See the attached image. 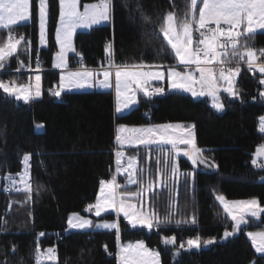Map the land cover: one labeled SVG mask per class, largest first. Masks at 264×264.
Returning a JSON list of instances; mask_svg holds the SVG:
<instances>
[{
  "label": "trees",
  "instance_id": "16d2710c",
  "mask_svg": "<svg viewBox=\"0 0 264 264\" xmlns=\"http://www.w3.org/2000/svg\"><path fill=\"white\" fill-rule=\"evenodd\" d=\"M187 2L112 0L108 24L77 33L78 54L71 56L72 65L78 66L81 60L88 69L106 66L109 43L117 65H176L158 29L167 12L173 11L179 17ZM38 10V0H32V21L14 29L32 41L35 54ZM58 19L59 0H49L51 45L40 51L47 69L52 67L57 51L54 33ZM249 43L264 48V33L256 34ZM27 57L20 47L16 57L0 69V80L18 85L26 82L28 74L13 71L26 63ZM261 79L264 75L260 73L241 72L234 86L237 95L220 92L222 112L216 111L208 98L195 99L173 91L165 97L141 96L138 106L122 116L115 112L112 91L70 92L57 98L51 93L58 81L56 72H44L43 96L39 100L22 103L0 89V175L21 172L24 155L31 154L34 189L28 201L23 191L6 192L8 183L0 180V264H35L37 246L45 251L53 245L58 247V261L45 259L42 264H119L109 252L118 250L123 242L138 240L157 248L162 264H264V255L256 253L247 235L264 230V214L260 219L250 218L237 236L209 249L182 251L178 247L196 236L219 241L226 230L233 228L232 220L216 199L218 195L228 200L257 198L264 205V165L257 169L252 162L257 149L264 145V134L259 130L260 118L264 117ZM166 123L195 125L197 147L203 149L210 168H196L186 157L177 158L171 147L126 150L136 160L138 182L122 187L120 193L139 192L153 181L154 191L146 193L144 200L163 223L154 222L149 231L132 228L120 218L118 230L69 231L70 215L88 216L84 209L96 202L100 181L116 176L117 126ZM37 124L44 126L42 132L36 131ZM173 160L181 173L176 180L169 179ZM119 181L124 182L120 176ZM193 216L195 223H191ZM110 217L115 215H106ZM172 236L176 237L175 245L163 243L165 237Z\"/></svg>",
  "mask_w": 264,
  "mask_h": 264
},
{
  "label": "snow or ice",
  "instance_id": "6c2138e0",
  "mask_svg": "<svg viewBox=\"0 0 264 264\" xmlns=\"http://www.w3.org/2000/svg\"><path fill=\"white\" fill-rule=\"evenodd\" d=\"M199 3V7H198ZM112 13V0H98L97 3L84 6L80 10L79 0H59V26L55 29V40L60 46L56 53L57 68L67 67V52L75 51L72 37L77 28H90L93 25L108 21ZM48 17L47 0H39V39L41 44L46 43V24ZM31 18L30 0H0V29H7L6 42L0 44V69L4 68L5 62L17 53L19 47L23 46L25 52L30 50L31 41L26 40L23 35L18 37L12 35L15 26L26 23ZM148 20V17H144ZM259 30H264V0H188L186 8L181 16L173 11L167 12L160 25L161 33L180 65L185 67L195 66V71H180L174 67L162 69L163 65L120 64L114 63L112 44L106 46L108 52V67L93 71L87 68L77 72H67L60 77V87L52 92L60 96L61 91L67 87L89 86V81L95 77L103 76L99 84L103 87H112L114 76L117 95L116 111L121 112L137 102L136 93L142 91L147 97L164 92L163 87L151 88V81H170L172 89L191 92L193 96H211L213 107L222 111L224 104L220 101L218 92L219 83L223 81L227 86L224 91L231 95H237L234 91V82L240 73L239 63L244 61L248 68H258L264 74V63L257 64L259 59L256 49L249 41L254 38ZM194 32L198 33L194 39ZM259 56H264V50H260ZM233 61L235 65L233 66ZM23 63V62H20ZM38 63V61H37ZM216 65L217 67H213ZM264 84V79L260 80ZM0 89L17 100L28 102L33 97V90L30 83L17 85L15 81L5 82L0 80ZM41 77H35L34 95L41 94ZM264 96V92L260 93ZM195 125L164 124L151 127H132L121 125L118 128L116 141L121 146L139 145H171L176 154L180 153L179 146H188L184 151L193 165L205 163L203 149L197 147L195 142ZM260 131L264 132V117L260 118ZM256 155H264V145L257 149ZM117 172H125L129 177V183L135 184L136 160L129 158L127 167L122 166L124 153L118 151ZM171 156V153H169ZM31 154H25L23 162L25 165L23 173L16 177L7 176L8 185L6 192L23 191L28 201L32 198L33 184L29 171ZM253 164L257 161L253 160ZM178 165L172 162L169 179L176 180L180 176ZM163 175V173H161ZM185 175H192L185 173ZM161 184L164 181H160ZM121 187L117 183L116 176L110 180L100 181V196L96 203L88 205L87 210L95 209V214L100 216L108 209H114L123 213L132 227H144L151 230L156 225L163 223L154 211L144 213L141 209L146 193L154 191L153 181H149L146 188L139 192L118 193ZM119 197V199H118ZM127 198H138L140 207L137 204L126 202ZM216 199L223 206L224 211L234 222L233 231H225L224 238L234 235L241 230V225L247 224L246 217L259 218L264 214V205L257 198L240 201H229L223 195ZM9 209L11 204H9ZM181 221H177L179 224ZM193 216L191 223H195ZM72 228H90L93 226L91 220H85L78 213H73L68 220ZM96 227L106 229H119L118 223L105 222ZM41 236L44 233H40ZM253 246L258 253L264 254V231L248 232ZM214 239L202 240L200 236L189 238L185 243H180V249H199L202 245L214 243ZM163 243L175 245L176 237H165ZM107 247V246H105ZM15 251V246H13ZM178 254V253H177ZM120 264H160V253L146 246L144 241L122 245L119 252ZM43 259L58 261L56 249L48 248L42 251L39 246L35 249V264H42ZM21 264L23 262L21 261ZM255 264V261L252 262Z\"/></svg>",
  "mask_w": 264,
  "mask_h": 264
},
{
  "label": "rangeland",
  "instance_id": "374dc122",
  "mask_svg": "<svg viewBox=\"0 0 264 264\" xmlns=\"http://www.w3.org/2000/svg\"><path fill=\"white\" fill-rule=\"evenodd\" d=\"M79 3H80V10L81 11H83L84 10V6H86V5H89V4H94V3H84L83 2V0H79ZM47 5H48V17H47V24H46V43L45 44H41L40 43V39H39V37H38V48H37V52H36V54H35V52H33V50H34V48H33V44H32V41L31 40H29V39H26V40H29V41H31V46H30V50L29 51H27L26 53H27V55H28V57H27V60H26V63H24V64H21L20 65V67H23V65L25 66V65H27V63H31L33 66H36L37 67V71L38 72H36V73H33V74H40V73H44V72H46L47 70V68H45V63H46V60L42 57V55H41V50L42 49H47V48H49L50 47V45H51V42H50V40H51V36H50V24H49V22H50V20H49V0H47ZM200 5H199V3H198V7H199ZM38 8H39V0H38ZM30 13H31V18H30V20L29 21H27L26 23H23V24H20V25H17V26H15L14 27V29L15 28H17V27H19V26H22V25H24V24H27V23H29V22H31L32 21V0H30ZM112 14V13H111ZM38 17H39V10H38ZM111 21V18L108 20V21H105V22H102V23H100V24H97V25H93L92 27H90V28H83V27H81V28H77L76 30H75V33L73 34V37H72V43H73V47H74V49H75V51H68L67 52V56H66V59H67V65H68V63H69V60H71V56H73V55H77L78 53H77V50H76V47H75V37H76V35H77V33H79V32H88V31H90L92 28H94V27H97V26H102V25H106V24H108L109 22ZM59 26V19H58V24H57V27ZM56 27V28H57ZM13 29V30H14ZM260 31H264V30H259L258 32H260ZM12 33H13V31H12ZM18 33V32H17ZM39 33H40V29H39ZM19 34V33H18ZM6 35H8V30L7 29H0V44H3L4 42H6V39H7V36ZM198 35V33H195L194 32V39L196 38V36ZM25 38H27V37H25ZM54 41H55V43H56V46H57V51H56V53L60 50V46H59V44L56 42V40H55V33H54ZM22 47V46H21ZM255 49H256V51H257V55L259 54V52H260V50H264V48H258V47H254ZM19 50H20V47L18 48V50H17V54H18V52H19ZM56 53L54 54V61H55V64H56ZM16 54V55H17ZM10 60V58H8V60L7 61H9ZM41 60H43V62H42V64L41 65H38L39 64V61H41ZM37 61H38V63H37ZM78 62H80V64H81V60H78ZM244 62V61H243ZM244 63H246V62H244ZM80 64H78V66H76L77 68H79V66H80ZM18 67H19V65H18ZM18 67H17V69H18ZM74 67V69H76V67L75 66H73ZM171 67H174V68H176L177 70H180V71H195V66L193 65V66H190V67H185L184 65H180L179 63H178V61H177V64L176 65H174V66H171ZM213 67H215V65H213ZM84 68H86V67H84ZM163 68H166V69H161V70H163V71H165L166 72V70H167V68H169L168 66H164ZM182 68V69H181ZM240 73L241 72H243V71H246V72H248L249 74H256V73H260L259 71H256V72H249L248 70H245L244 69V67H241L240 68ZM14 73L16 72V71H13ZM239 73V74H240ZM260 74H262V73H260ZM263 75V74H262ZM238 77V76H237ZM237 77H236V79H235V82H234V85H233V87L235 86V84H236V80H237ZM166 79H167V76H166V78L163 80V82H165L166 81ZM99 80H101L99 77H96V78H93V79H91L90 81H89V86H85V87H65L64 88V90H62L61 91V94H60V96H57V98H60L61 97V95L63 94V93H70V92H93L92 90H90V89H92L91 88V84H94L95 85V83L94 82H96L97 83V85L99 86L100 84H99ZM26 81V80H25ZM156 82H158V81H156V80H154V81H151V85H155L154 83H156ZM24 83H26V82H23V84ZM18 85V84H17ZM22 85V84H21ZM112 87H108V90L109 91H112L113 93H114V99H115V112H116V105H117V95H116V89H115V80H114V77L112 78ZM59 87H60V84H57L56 85V87H55V89L56 90H58L59 89ZM156 87H163L164 88V92L166 93V96L169 94V91L167 90V87L166 86H152L151 88L152 89H154V88H156ZM225 87V86H224ZM224 87L223 88H220V90H219V92H218V95H219V98H220V92H223L224 90ZM107 87H105V88H102V89H106ZM171 90L172 91H180V92H182V93H184L185 95H188V96H191V97H193V98H195V99H204V98H208V99H210V104H211V106L213 107V100H212V97L211 96H193L192 95V93L191 92H188V91H183V90H177V89H172L171 88ZM224 92H226V91H224ZM228 93V92H227ZM141 96H145L144 94H143V92L142 91H137V93H136V99H137V102L136 103H134V104H131L130 105V107L129 108H127V109H124L123 111H121V112H118V115L120 116V115H124V114H128V113H130L133 109H135L137 106H138V99H139V97H141ZM147 97V96H146ZM151 97H153V98H155V97H163L162 95H160V94H155V95H153V96H151ZM165 97V96H164ZM19 102H22V103H26L24 100H18ZM220 101L222 102V100L220 99ZM223 103V102H222ZM216 111H218V112H222V111H220V110H217L215 107H213ZM121 113H124V114H121ZM117 114V113H116ZM166 124H182V123H166ZM121 125H123V124H121ZM121 125H119V127L121 126ZM161 125H164V124H161ZM183 125V124H182ZM124 126H127V127H129V128H132V127H136V126H128V125H124ZM35 128H36V131L37 132H42L43 130H44V126L42 125V124H37L36 126H35ZM136 128H139V127H136ZM259 130H260V125H259ZM194 132H195V142H196V131H195V128H194ZM261 132V131H260ZM262 134H264L263 132H261ZM197 145V144H196ZM261 147V146H260ZM259 147V148H260ZM179 148H180V153L179 154H176V157L177 158H179V157H186L187 159H189L187 156H185L184 155V151L185 150H187L188 149V146H185V145H180L179 146ZM127 148L126 149H123V148H120L118 151H122L123 153H124V156H127V158L126 159H123L122 158V166L123 167H127V161H128V159L129 158H132V157H129L128 156V153H127ZM115 155H116V152H115ZM116 158H117V156H116ZM255 159H256V161H257V163L255 164V167L257 168V169H261L262 167H263V165H264V155H262V156H257L256 155V153H255ZM124 160H126V162L124 161ZM189 161H191L190 159H189ZM263 162V163H262ZM116 163V162H115ZM192 163V162H191ZM196 168H203V169H205V168H210V166L209 165H207L206 164V161H205V163H197L196 165H194ZM213 168H216V167H213ZM136 170H137V164H136ZM120 173H122V174H125V176L128 178V181H129V177H128V175H127V173H125V172H123V171H121ZM129 183V182H128ZM130 184V183H129ZM130 185H134V184H130ZM120 189L121 188H119L117 191H118V193H120ZM121 194H123V193H121ZM100 196V191H99V195H98V197ZM226 198V197H225ZM118 199H119V197H118ZM125 199H126V202H128V203H132V204H137V206H138V208L140 207V204H139V200H138V198H135V197H133V198H127V197H125ZM228 200V199H227ZM244 200H248V199H244ZM229 201H240V200H229ZM96 203V202H95ZM94 203V204H95ZM220 203V202H219ZM93 204V205H94ZM221 205V204H220ZM222 206V205H221ZM88 208V207H87ZM222 208H223V206H222ZM86 208L84 209V212L86 213V214H89V213H87L86 211ZM144 213H148L150 210H149V206H148V204L146 203V201L144 200L143 201V207H142V209H141ZM224 210V209H223ZM79 214V213H78ZM109 214H113V215H115V217L113 218H106V215H109ZM228 215V214H227ZM72 216V214L70 215V217ZM79 216L80 217H82L83 219H85V220H91L92 221V224H93V226L92 227H90V228H72V227H70V225L68 224V229L70 230V231H81V232H95V231H113V230H117V229H106V228H102V227H96V225H100V224H103V223H105V222H108V223H113V222H115V223H118V225H119V219L120 218H124V219H126V222L127 223H129L128 222V219L127 218H125L124 217V215H123V213H118L117 211H115L114 209H108L107 211H104V212H102L101 213V215L100 216H97L96 214H95V209H93V213L92 214H89L88 216H84V215H82V214H79ZM229 216V215H228ZM230 217V216H229ZM250 218H252V217H246V219H247V221L249 222V220H250ZM261 218V214H260V216H259V218H254V219H260ZM230 219H231V217H230ZM232 223L234 224V222L232 221ZM248 224V223H247ZM247 224H243V225H241V230H242V228L245 226V225H247ZM131 226V225H130ZM132 227V226H131ZM132 228H144V227H139V226H137V227H132ZM145 229H147V228H145ZM147 230H149V229H147ZM241 230L239 231V232H236L234 235H232V236H229V237H227V238H224V234H223V236H222V238L219 240V241H216L215 240V242L214 243H212V244H209V245H202V247L201 248H199V249H196V248H192L191 250H186V249H181L182 251L183 250H185V251H198V250H201V249H209L210 247H212V246H214L216 243H224V242H226V241H228L229 239H231L232 237H234V236H237L240 232H241ZM150 231V230H149ZM228 231H233V228L231 229V230H228ZM264 231V230H263ZM249 237V236H248ZM250 239V238H249ZM138 241H143V240H138ZM250 241L252 242V240L250 239ZM137 241H128V242H123V243H121L120 245H119V247H118V250H116V251H111V252H114V258L116 257L117 259H118V262H119V264H120V259H119V252H120V247L122 246V245H126V244H129V243H136ZM145 242V241H144ZM185 243V242H184ZM145 244H146V246L148 247V248H150L148 245H147V243L145 242ZM253 244V243H252ZM170 245V244H169ZM171 246H173V245H171ZM254 247V246H253ZM150 249H153V250H156V251H158L159 253H160V251L157 249V248H150ZM254 250L256 251V249H255V247H254ZM110 253V252H109ZM256 253L258 254V255H264V254H261V253H258L257 251H256ZM43 261H45V259H43ZM160 264H162V258H161V253H160Z\"/></svg>",
  "mask_w": 264,
  "mask_h": 264
},
{
  "label": "crops",
  "instance_id": "0c3cea01",
  "mask_svg": "<svg viewBox=\"0 0 264 264\" xmlns=\"http://www.w3.org/2000/svg\"><path fill=\"white\" fill-rule=\"evenodd\" d=\"M258 33H264V31H260V32H257V34ZM7 36V35H6ZM17 54V53H16ZM16 54L15 55H13V56H11L10 58H12V57H16ZM8 64V61H6L5 62V65H7ZM73 63L71 62V60H69V63H68V65H67V67L66 68H57L56 66H55V61H54V57H53V60H52V67L50 68V69H46L47 71H51V72H56V73H58V81H57V83H55V85H54V87H56V85L57 84H60V77H61V75H64L65 73H67V72H77V71H81V70H83V69H85L84 67H80L79 66V68H76V69H74V65H72ZM78 64H80V62H78ZM20 67V66H19ZM102 67V66H101ZM101 67H98V68H95V69H89V70H93V71H96V70H99V69H101ZM104 68H107L108 67V64L106 65V66H103ZM162 69H166V68H162ZM161 70V69H160ZM36 75H40V77H41V89H40V92H41V94L39 95V96H35L34 95V89H35V77H36ZM43 76H44V73H40V74H30L29 76H28V78H27V80H26V83H24V84H28V83H30L31 84V86H32V90H33V97L34 98H32L31 100H39V99H41L42 98V96H43ZM114 77V76H113ZM96 78V77H95ZM99 78L100 79H103V76L102 75H100L99 76ZM95 83V85L94 84H91V88L92 89H90V90H92V91H109L108 90V87L106 88V89H102V88H105V87H103V86H101V85H97V83L96 82H94ZM155 85H151V87L152 86H158V85H162V86H166L167 87V90L169 91V92H173L172 90H171V86H170V81L168 80V79H166V81L165 82H163V80H159L158 82H156V83H154ZM23 85V84H22ZM226 87L227 85L223 82V81H221L220 83H219V87L220 88H223V87ZM56 89L54 88V90H52L51 91V93L53 92V91H55ZM85 92V91H84ZM180 92V91H179ZM30 101V100H29ZM117 106V105H116ZM116 113H117V115H118V112L116 111ZM121 114H124V113H121ZM125 115V114H124ZM120 116H122V115H120ZM151 126H154V125H147V126H136V127H151ZM118 128H119V125L117 126V129H116V136H117V133H118ZM117 147H118V149H120V148H123V149H128V148H146V147H171L172 148V146L171 145H167V144H165V145H157V144H153V145H149V146H145V145H139V146H129V145H127V144H125L124 146H121L120 144H118V142H117ZM124 158H127V156H123V159ZM263 163V162H262ZM120 177H122L123 178V183H121V187H126V186H129L130 184L128 183V178L125 176V174H122V173H120ZM69 230V229H68ZM70 231V230H69Z\"/></svg>",
  "mask_w": 264,
  "mask_h": 264
},
{
  "label": "built area",
  "instance_id": "2783aa9c",
  "mask_svg": "<svg viewBox=\"0 0 264 264\" xmlns=\"http://www.w3.org/2000/svg\"><path fill=\"white\" fill-rule=\"evenodd\" d=\"M12 35H14V36H16V37H18V36H20V34H18L17 32H13L12 33ZM258 57H259V59L257 60V64H260V63H264V56H259V54H258ZM42 62H43V60H41V61H39V64L38 65H41L42 64ZM235 65V61H233V66ZM215 67H217L216 65H215ZM239 67L241 68V67H244V69L245 70H248L249 72H256V71H259L258 70V68H253V69H249L248 68V65H247V63H244L243 61H241L240 63H239ZM28 72V73H36V72H38L37 71V67L36 66H33L30 62L29 63H27V65H25V67L23 68V70H21V69H19V70H17L16 72H18V73H24V72ZM241 71V70H240ZM264 75V74H263ZM160 95H162L163 97L164 96H166V93L165 92H163V93H161ZM264 133V132H263ZM125 162H126V160H124ZM29 163V162H28ZM23 164H24V162H23ZM29 165H30V163H29ZM25 166V165H24ZM30 168H31V165H30ZM19 173H23V172H19ZM9 174H7V175H4V176H0V180L1 179H7V176H8ZM12 176H14V177H16L17 179H19V177L17 176V174L16 175H12ZM87 213H89V214H92L93 213V210L92 211H88L87 210V208H86V210H85ZM52 248H54V249H56V252H57V255H59V251H58V247L56 246V245H53L52 246ZM109 256L110 257H113L114 256V252H110L109 253Z\"/></svg>",
  "mask_w": 264,
  "mask_h": 264
},
{
  "label": "bare ground",
  "instance_id": "6f19581e",
  "mask_svg": "<svg viewBox=\"0 0 264 264\" xmlns=\"http://www.w3.org/2000/svg\"><path fill=\"white\" fill-rule=\"evenodd\" d=\"M24 36V35H23ZM24 37H26V36H24ZM27 39V38H26ZM81 64H83L82 63V61H81ZM21 70H23V69H21ZM24 72V71H23ZM15 74H18V75H21V74H28V72H24V73H18V72H15Z\"/></svg>",
  "mask_w": 264,
  "mask_h": 264
}]
</instances>
